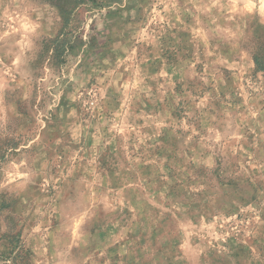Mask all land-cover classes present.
I'll return each mask as SVG.
<instances>
[{
	"label": "rangeland",
	"instance_id": "374dc122",
	"mask_svg": "<svg viewBox=\"0 0 264 264\" xmlns=\"http://www.w3.org/2000/svg\"><path fill=\"white\" fill-rule=\"evenodd\" d=\"M264 0H0V264H264Z\"/></svg>",
	"mask_w": 264,
	"mask_h": 264
},
{
	"label": "trees",
	"instance_id": "16d2710c",
	"mask_svg": "<svg viewBox=\"0 0 264 264\" xmlns=\"http://www.w3.org/2000/svg\"><path fill=\"white\" fill-rule=\"evenodd\" d=\"M256 64L258 66V70L264 71V67H262L259 61L256 60Z\"/></svg>",
	"mask_w": 264,
	"mask_h": 264
}]
</instances>
